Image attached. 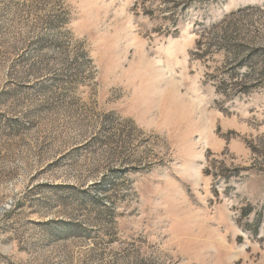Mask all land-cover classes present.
I'll use <instances>...</instances> for the list:
<instances>
[{"label": "rangeland", "instance_id": "1", "mask_svg": "<svg viewBox=\"0 0 264 264\" xmlns=\"http://www.w3.org/2000/svg\"><path fill=\"white\" fill-rule=\"evenodd\" d=\"M136 2L0 0V264H264V0Z\"/></svg>", "mask_w": 264, "mask_h": 264}, {"label": "trees", "instance_id": "2", "mask_svg": "<svg viewBox=\"0 0 264 264\" xmlns=\"http://www.w3.org/2000/svg\"><path fill=\"white\" fill-rule=\"evenodd\" d=\"M144 1L145 0H137L134 8L138 9L139 6H141V4H145ZM203 1L205 0H173L172 9L169 11L172 13V15H170L171 17H169V21L172 22L171 24L172 31H170L171 33L169 34L172 36H177L180 33L179 22L181 19H183L185 13H187L190 8L196 7ZM222 44H223L222 49H224L225 51L228 50V54L231 53L234 54V59L231 60L232 63L231 66L233 67L231 69V73H229V77L231 78L230 84H227L226 82L221 83L220 86L217 87V92L224 95H229L231 92L235 94L238 93V94L249 95L251 89L247 85V83H245V81L240 77L237 70L241 69L244 66H248L249 68L253 69V66H256L255 63L253 62L245 63V61L242 59L243 57L242 54H244L243 51H245V48H243V46H240L239 44L238 45L234 44L232 36L227 35L226 40H224ZM207 45L208 44L204 43V40H200L197 43V52L196 51L192 52L193 58L195 59V57H198L200 60L204 58L203 56L206 54L205 48ZM249 58L251 57L249 56ZM260 69L264 71V63H262ZM236 79L237 81L240 82L237 83L234 82V80ZM224 87L226 89H223ZM204 174L206 176L213 177L216 180L223 179L226 182L231 180L232 177H234V176L226 175V173L224 172L218 171L215 168L214 162L213 161L211 162L209 160L204 170ZM236 176H238V174H236Z\"/></svg>", "mask_w": 264, "mask_h": 264}]
</instances>
